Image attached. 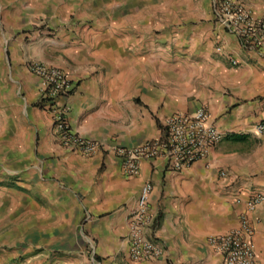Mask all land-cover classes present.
<instances>
[{"label": "crops", "instance_id": "obj_1", "mask_svg": "<svg viewBox=\"0 0 264 264\" xmlns=\"http://www.w3.org/2000/svg\"><path fill=\"white\" fill-rule=\"evenodd\" d=\"M31 1L45 13L55 5ZM235 1L264 18V0ZM65 2L85 7L76 19L88 21L90 29L82 33V23L62 32L68 34L63 42L25 41L24 35L15 46L10 31L23 28L22 13L0 17V264H222L209 240L239 225L253 193L264 196V143L255 154L242 155L240 141L229 139L260 134L264 60L220 28L213 0ZM163 17L179 21L172 45L186 54L171 62L165 46L150 52V29L155 18L165 23ZM56 50L63 56L54 58ZM226 55L240 65L232 67ZM33 61L70 74L71 128L102 142L103 150L89 156L62 147L51 115L39 104L41 79L27 69ZM201 108L227 138L183 172L167 171L160 157L142 161L140 173L127 177L105 150L159 139L172 115ZM148 182L153 190L146 234L163 253L137 263L127 257L126 237ZM249 217L256 264H264V203Z\"/></svg>", "mask_w": 264, "mask_h": 264}, {"label": "built area", "instance_id": "obj_2", "mask_svg": "<svg viewBox=\"0 0 264 264\" xmlns=\"http://www.w3.org/2000/svg\"><path fill=\"white\" fill-rule=\"evenodd\" d=\"M212 13L216 23L224 31L235 36L247 52L257 53L264 60V18H259L244 5L235 0H213ZM219 53H224L221 48ZM232 67L240 65L239 59L226 55ZM29 71L41 79L40 106L51 115L55 135L62 147L84 155H94L104 149L102 142L85 138L74 132L68 120L67 99L74 86L70 74L57 66L33 61ZM257 133L264 132V122L256 127ZM227 135L213 122L207 110L201 108L192 114L176 113L165 123L163 136L135 147L113 145L106 147L121 163L127 177L140 173L141 162L166 160V170L180 173L195 163L208 158L210 152L221 145ZM222 177L227 173L221 172ZM153 187L146 183L140 192L137 210L133 214L126 237L127 257L132 262H145L161 257L162 249L155 239L146 234L149 222L148 202ZM241 201L238 200V204ZM264 203L261 193H253L244 202L237 227L216 237L209 243L221 257L222 264H256L258 252L255 231L249 215Z\"/></svg>", "mask_w": 264, "mask_h": 264}, {"label": "rangeland", "instance_id": "obj_3", "mask_svg": "<svg viewBox=\"0 0 264 264\" xmlns=\"http://www.w3.org/2000/svg\"><path fill=\"white\" fill-rule=\"evenodd\" d=\"M65 1L67 0H55L54 7L51 9L50 12L47 13L43 11H35L32 7L33 3L31 0H23L21 3L16 5H11L10 2H2V4H0V17H2L3 15L14 16V13L20 11L22 13L23 20L25 21V23L23 24L24 26L20 31H10V41L16 46V44L21 43L24 35H28L29 37H26L25 41L31 38L32 42H38L39 40H42L44 38L48 40L63 42V39L68 36V34L63 35L62 32L68 33L67 31L69 29L73 27L75 28L81 25L82 23L83 26L81 31L82 33H87L90 29V27L88 26V24L90 23L88 21H81L79 19H76L77 11H84L86 10L85 7L81 5L80 7L73 8L72 6L67 5L69 2L67 3ZM153 9L155 12L158 13L157 9L159 8L155 7ZM203 9L205 12H207V9L204 6ZM156 20L157 19L155 18L153 21V25L150 29L151 32H153V35H151L150 39V52L157 54L159 53V51H161L159 50V48L165 46L167 49L166 56L169 58V62H171L173 57L177 55H179L180 57L185 56L186 54L182 51L176 52V50H174V45H172L174 38V30H177L178 26H180L179 23L174 22L179 21H174L171 18H164L165 23H161ZM169 33L171 34V38L169 36ZM169 39H172L171 42L169 41ZM9 46L14 47L10 44V42ZM52 54L55 56L54 58H59V56H63V52L60 50L53 51ZM29 64L30 63H28L27 65V69L29 67ZM263 143L264 132L263 134L260 133L259 135L250 134L246 137L244 141H240L239 151L242 155H246L250 152V150L253 149V152H250V154H255L257 151L255 147L262 145Z\"/></svg>", "mask_w": 264, "mask_h": 264}, {"label": "trees", "instance_id": "obj_4", "mask_svg": "<svg viewBox=\"0 0 264 264\" xmlns=\"http://www.w3.org/2000/svg\"><path fill=\"white\" fill-rule=\"evenodd\" d=\"M246 135H232L229 137V139L235 140V141H244L246 139Z\"/></svg>", "mask_w": 264, "mask_h": 264}]
</instances>
